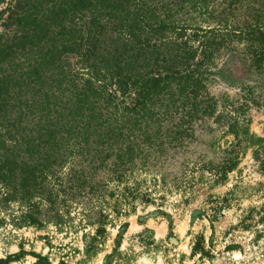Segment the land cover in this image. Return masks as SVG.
Here are the masks:
<instances>
[{
  "label": "trees",
  "instance_id": "16d2710c",
  "mask_svg": "<svg viewBox=\"0 0 264 264\" xmlns=\"http://www.w3.org/2000/svg\"><path fill=\"white\" fill-rule=\"evenodd\" d=\"M227 54L264 73V0H0L1 202L38 224L188 146Z\"/></svg>",
  "mask_w": 264,
  "mask_h": 264
},
{
  "label": "rangeland",
  "instance_id": "374dc122",
  "mask_svg": "<svg viewBox=\"0 0 264 264\" xmlns=\"http://www.w3.org/2000/svg\"><path fill=\"white\" fill-rule=\"evenodd\" d=\"M228 55L218 69L230 64L210 84L216 115L150 170L108 181L102 196L73 200L58 212L43 207L38 224L28 222L21 204L0 197V260L264 264V73ZM201 241L206 255L194 253Z\"/></svg>",
  "mask_w": 264,
  "mask_h": 264
}]
</instances>
